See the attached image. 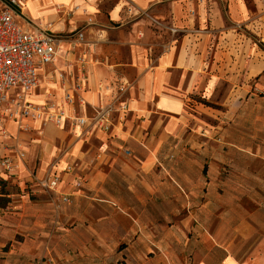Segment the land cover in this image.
<instances>
[{
    "label": "crops",
    "instance_id": "1",
    "mask_svg": "<svg viewBox=\"0 0 264 264\" xmlns=\"http://www.w3.org/2000/svg\"><path fill=\"white\" fill-rule=\"evenodd\" d=\"M22 3L37 24L86 28L89 61L85 91L64 104L51 69L73 55L65 44L27 101L89 117L127 84L130 112L108 134L5 121L0 159L17 144L26 157L0 209V264H264V148L244 143L264 140V60L247 33L264 37V0ZM194 97L222 110L195 102L193 114ZM211 140L241 142L221 152ZM47 173L58 193L40 187ZM60 195L72 203L57 210Z\"/></svg>",
    "mask_w": 264,
    "mask_h": 264
},
{
    "label": "built area",
    "instance_id": "2",
    "mask_svg": "<svg viewBox=\"0 0 264 264\" xmlns=\"http://www.w3.org/2000/svg\"><path fill=\"white\" fill-rule=\"evenodd\" d=\"M23 0H0V141L9 138L5 121L15 122L18 130L28 132L30 126L27 121H39L44 125L54 123L60 126L64 119H71L76 125L85 129H95L103 133H110L115 126L125 121L130 112L125 99L128 85L119 87L115 98L109 104L94 109L89 117L67 116L63 108L54 111L52 105H36L27 101L28 94L38 87V66L53 65L64 43L72 42L86 45L84 29L76 32H59L51 23L41 25L35 23L25 14ZM59 14H67L62 7ZM89 25H93L90 21ZM89 61L85 53H81L77 60L76 77L72 84H66V78L59 72L65 96L63 103H72L76 96L85 91L87 81L86 70ZM4 107L3 109H1ZM128 154L129 152L126 151ZM16 157L0 159V168L8 181L13 182L20 168L19 162L26 157L20 144H17ZM1 176V175H0ZM45 191L58 193L61 179L55 174L47 173L39 181ZM13 184V183H12ZM83 181L77 183L81 188ZM69 195H60L56 200V209L70 205ZM37 264H49L41 259Z\"/></svg>",
    "mask_w": 264,
    "mask_h": 264
},
{
    "label": "rangeland",
    "instance_id": "3",
    "mask_svg": "<svg viewBox=\"0 0 264 264\" xmlns=\"http://www.w3.org/2000/svg\"><path fill=\"white\" fill-rule=\"evenodd\" d=\"M82 29H84V28H82ZM82 29H80V30H82ZM80 30H78V31H80ZM85 30H86V28L84 29V32H85ZM247 33H248V37L251 38V40H253L256 44H258V50L261 53V55H263V60H264V37L262 39H260V41H257L255 39H253V38H256L254 35H251L250 32H247ZM86 41H87V36H86ZM65 44L67 45L65 48H68L69 51H72L73 55L68 56V52H67V56L63 62V65L57 66V67H55V69L53 67L51 70H54L56 72L58 71V72L62 73L64 75V77L66 78L65 72L62 70L67 69V70L72 71V72L75 71L74 67L76 66V60H77L78 56L81 54L78 50V47H80L81 45L74 44L72 42H67V43H64L63 46ZM169 46H170V44H169ZM69 54H70V52H69ZM258 57H260V56H258ZM59 78H60V76H59ZM43 82L44 83L46 82V79H44V77L40 80V83H43ZM223 92H224V90L220 91V97L221 98L223 97ZM194 100L195 101L190 102L191 106H193L191 108L193 114H198L197 112H195L196 111L195 106H194L195 102H200L206 106H212V107L218 108L219 110H222L221 106L210 104L206 100H203L202 98H199V100H197V97H194ZM1 109H3V108H1ZM240 142L241 141H239V140H231V141L211 140L210 141L211 146L216 147L217 150L221 151V152L227 151L229 148L240 147V145H239ZM244 143H247V146H248L247 148H254V149L264 148V140H258V141L257 140L256 141L255 140H248L246 142L244 141ZM249 152H251L250 149H249ZM13 187L14 186L12 184L10 187V190H12ZM217 190H219V189H217ZM249 206H252V205H249ZM43 259H46V258H43ZM40 260H38L35 264H37ZM46 261L50 264L48 259H46Z\"/></svg>",
    "mask_w": 264,
    "mask_h": 264
},
{
    "label": "trees",
    "instance_id": "4",
    "mask_svg": "<svg viewBox=\"0 0 264 264\" xmlns=\"http://www.w3.org/2000/svg\"><path fill=\"white\" fill-rule=\"evenodd\" d=\"M12 182L0 176V209H4L10 203V187Z\"/></svg>",
    "mask_w": 264,
    "mask_h": 264
},
{
    "label": "bare ground",
    "instance_id": "5",
    "mask_svg": "<svg viewBox=\"0 0 264 264\" xmlns=\"http://www.w3.org/2000/svg\"><path fill=\"white\" fill-rule=\"evenodd\" d=\"M26 9V8H25Z\"/></svg>",
    "mask_w": 264,
    "mask_h": 264
}]
</instances>
